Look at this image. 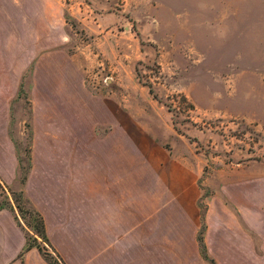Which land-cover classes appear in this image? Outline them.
Masks as SVG:
<instances>
[{
	"label": "crops",
	"instance_id": "1",
	"mask_svg": "<svg viewBox=\"0 0 264 264\" xmlns=\"http://www.w3.org/2000/svg\"><path fill=\"white\" fill-rule=\"evenodd\" d=\"M49 1L0 0V181L18 174L10 108L33 62L24 195L63 261L200 264L194 183L136 146L115 108L85 87L63 46L62 8ZM13 208H0V264H48L35 247L19 256L26 231ZM203 241L212 264H264V173L221 185Z\"/></svg>",
	"mask_w": 264,
	"mask_h": 264
},
{
	"label": "rangeland",
	"instance_id": "2",
	"mask_svg": "<svg viewBox=\"0 0 264 264\" xmlns=\"http://www.w3.org/2000/svg\"><path fill=\"white\" fill-rule=\"evenodd\" d=\"M49 2L62 8L63 46L85 87L115 108L136 146L155 150L160 167L173 163L194 183L200 264H212L203 241L209 199L222 184L264 173V0ZM32 71L33 62L10 108L23 173L0 181V208L14 206L28 244L66 264L24 195Z\"/></svg>",
	"mask_w": 264,
	"mask_h": 264
},
{
	"label": "trees",
	"instance_id": "3",
	"mask_svg": "<svg viewBox=\"0 0 264 264\" xmlns=\"http://www.w3.org/2000/svg\"><path fill=\"white\" fill-rule=\"evenodd\" d=\"M20 89H22V84H21V86H20ZM20 91H21V90H20ZM19 169L21 170V175H22V173H23L22 161H19ZM28 169H29V167H28ZM27 172H28V171H27ZM26 176H27V173H26ZM26 176L23 178V180L26 179ZM21 194H22V192H21ZM22 197H23V196H22ZM27 201H28V200H27ZM28 202H29V201H28ZM16 207L18 208L17 210L20 211V212L22 213L21 207L19 206L18 203H17ZM32 208H33V207H32ZM33 209H34V208H33ZM34 212H35V214H36V215L38 216V218H39V222H40V226H41V231H42V234H43V238H44V237L47 238V235H46V233H45V229H44L43 219H42V217H41V215L39 214L38 211H36V210L34 209ZM26 239H27V236H26ZM47 239H48V238H47ZM200 242H202L201 239H200ZM33 247H36V248L38 249V251L41 253V255H42L43 258L47 261L48 264H54L52 261L48 260V259L44 256V254H42V250H41V248H39L38 246H35L34 244H28V242H27L26 240H25V245H24V247L22 248V251L20 252V255H19V256H22L23 253H24L25 251H27V250H29L30 248H33ZM204 253H205V251H204ZM205 256H206V254H205Z\"/></svg>",
	"mask_w": 264,
	"mask_h": 264
}]
</instances>
